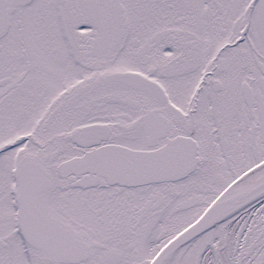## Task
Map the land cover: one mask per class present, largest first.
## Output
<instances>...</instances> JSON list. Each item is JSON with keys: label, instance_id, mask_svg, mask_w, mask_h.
I'll list each match as a JSON object with an SVG mask.
<instances>
[{"label": "snow or ice", "instance_id": "obj_1", "mask_svg": "<svg viewBox=\"0 0 264 264\" xmlns=\"http://www.w3.org/2000/svg\"><path fill=\"white\" fill-rule=\"evenodd\" d=\"M0 264H264V0H0Z\"/></svg>", "mask_w": 264, "mask_h": 264}]
</instances>
